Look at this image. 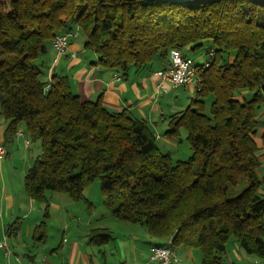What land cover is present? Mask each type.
I'll return each mask as SVG.
<instances>
[{
  "label": "trees",
  "instance_id": "16d2710c",
  "mask_svg": "<svg viewBox=\"0 0 264 264\" xmlns=\"http://www.w3.org/2000/svg\"><path fill=\"white\" fill-rule=\"evenodd\" d=\"M76 30L94 64L124 77L165 65L172 49L202 54L206 46L209 65L197 62L194 96L169 115L165 132H185L188 159L162 152L147 120L81 99L68 75L50 71L43 56L55 35ZM0 110L8 138L23 123L41 142L25 178L29 197L84 200L98 178L115 218L176 250L199 248L202 264H229L231 240L264 261L256 141L264 125L263 0H0ZM91 236L100 246L111 232Z\"/></svg>",
  "mask_w": 264,
  "mask_h": 264
},
{
  "label": "crops",
  "instance_id": "0c3cea01",
  "mask_svg": "<svg viewBox=\"0 0 264 264\" xmlns=\"http://www.w3.org/2000/svg\"><path fill=\"white\" fill-rule=\"evenodd\" d=\"M73 51L75 56L71 55ZM95 60V54L84 48V37L78 30L70 37L67 53L57 54L51 44L43 56L50 71L69 76L72 90L81 99L100 100L111 110L125 109L147 120L155 133L159 132V121L164 122L170 114L185 109L194 96L192 85L171 87L167 91L157 87L152 74L163 62L124 77L94 64ZM7 126L8 120L0 110V145L5 149L0 155V240L6 241L9 249L7 254L0 247V264H155L149 261L150 247L168 244L170 239L152 237L139 224L110 217L111 222H103L108 213H99L100 207L94 201H90L91 207L84 213L86 207L72 203L64 193L48 192L47 202L29 197L25 178L42 153L41 144L27 134L23 123L18 127L23 135L16 133L11 138L6 136ZM263 129L264 125L256 137L262 161L261 178H264ZM160 135L159 132L156 136ZM96 228L109 229L110 240L97 245L91 236ZM232 244L238 246L236 242ZM196 249H177V254L180 252L183 257L178 264H193ZM237 257L227 258V262L243 264Z\"/></svg>",
  "mask_w": 264,
  "mask_h": 264
},
{
  "label": "built area",
  "instance_id": "2783aa9c",
  "mask_svg": "<svg viewBox=\"0 0 264 264\" xmlns=\"http://www.w3.org/2000/svg\"><path fill=\"white\" fill-rule=\"evenodd\" d=\"M71 33H60L55 35L52 47L57 54H64L69 46V38ZM75 52L71 53L75 56ZM212 50L209 55H213ZM202 67H207L209 61L205 60L201 62ZM199 67L197 62L190 56L185 54L181 49H172L168 60L165 65L153 72V76L156 79L157 87L161 91H167L171 87H178L182 85L196 86L200 82ZM17 134L23 135L17 131ZM28 140L26 143L28 144ZM5 153V149L0 145V155ZM0 247L5 249L8 254L9 249L6 241L0 240ZM149 261L155 264H178L179 258L177 250L173 248L169 243L165 245L153 244L150 247ZM250 264H264L263 260L254 259Z\"/></svg>",
  "mask_w": 264,
  "mask_h": 264
},
{
  "label": "rangeland",
  "instance_id": "374dc122",
  "mask_svg": "<svg viewBox=\"0 0 264 264\" xmlns=\"http://www.w3.org/2000/svg\"><path fill=\"white\" fill-rule=\"evenodd\" d=\"M82 37H83V35H82ZM205 48H206V46L202 47V49H201L202 55L201 56L199 55L200 53H198V51L192 52L190 54V56L195 60V62L200 63V62H203L205 59L208 58L207 54H204ZM68 49H69V46L66 50V53H67ZM165 121H166V123H165ZM157 125L159 127L158 130L161 134L160 135L161 137L157 136L156 143L162 152L168 153L171 156L173 161L186 160L192 155V148H191L189 142L186 140L185 136L181 135L180 137H178L176 139L175 138L170 139L168 136H166L165 132L169 127V121L167 119H165L164 122L159 121V123ZM159 132H157V133H159ZM157 133H156V135H157ZM37 141H38V144H41L40 140H37ZM244 186H245V184H242V185L240 184L239 189L241 190ZM85 192H86V194L84 193V196H85L84 200L74 201L71 199L70 201L72 203H75L77 206L82 205L83 208L86 207V209L84 208L85 209L84 213H86V211L90 209V207H91L90 201L91 202L94 201L95 205L100 207L99 213H101V214L108 213V217L107 218L105 217L103 219V222H111L110 219H112V218L117 219L112 215L110 208H108L104 203V197H103L102 190H101L100 179L97 178L93 182H91L87 186ZM64 195H66V197L69 198V196L67 194H64ZM101 214H99V215H101ZM109 217H110V219H109ZM115 230H117V228ZM117 232H118V230H117ZM233 242L234 241L231 240L227 244V248H228L227 258H230V257L235 258L238 255L237 259L239 260L240 263L242 261L243 264H248L252 260L253 256H250L247 253H245L244 250H242L239 245L236 246L237 247L236 248L235 245L232 244ZM193 253H194L193 254V256H194L193 257V264H201V261H202L201 260V257H202L201 250L199 248H197L196 250H194ZM230 253H232V255ZM179 255H178V258H183L181 256L180 252H179Z\"/></svg>",
  "mask_w": 264,
  "mask_h": 264
}]
</instances>
